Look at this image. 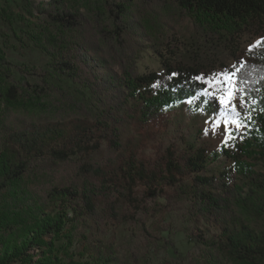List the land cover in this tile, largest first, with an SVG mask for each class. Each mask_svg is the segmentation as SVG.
Instances as JSON below:
<instances>
[{
    "label": "trees",
    "instance_id": "1",
    "mask_svg": "<svg viewBox=\"0 0 264 264\" xmlns=\"http://www.w3.org/2000/svg\"><path fill=\"white\" fill-rule=\"evenodd\" d=\"M102 5L107 30L62 0L37 6L20 41L46 69L21 65L16 80L0 48V264H264V0ZM247 33L257 39L241 48ZM145 50L157 70L140 72ZM240 61L249 103L230 148L178 138L144 153L185 102L232 120L213 75ZM61 89L78 117L37 122L12 110Z\"/></svg>",
    "mask_w": 264,
    "mask_h": 264
},
{
    "label": "rangeland",
    "instance_id": "2",
    "mask_svg": "<svg viewBox=\"0 0 264 264\" xmlns=\"http://www.w3.org/2000/svg\"><path fill=\"white\" fill-rule=\"evenodd\" d=\"M50 0H0V48L3 49L6 59L15 69L14 78L19 79L17 68L21 65H27L34 68L46 69L48 58L32 46H27L23 39V32L35 21L37 16L36 8L39 4H45ZM70 7L91 16L96 20L99 29H106L107 20L103 0H62ZM188 22L183 21L176 29H181ZM107 30V29H106ZM16 36V37H14ZM257 38L247 33L240 38L241 48L254 42ZM4 43L9 47L5 48ZM241 55V54H240ZM140 72L157 70L159 67L157 58L148 50L143 51L139 56ZM221 95V94H220ZM219 95V96H220ZM218 96V97H219ZM26 97V96H25ZM217 97V103L224 108ZM28 98V97H27ZM25 99L13 107V112L32 119L37 122L63 121L78 117L81 109L76 105V101L71 90L61 89L50 93L44 100L29 101ZM239 105V100L235 102ZM240 109V108H239ZM171 126L166 133H159L152 140L145 154H150V149L156 145L157 141H163L168 144L178 138L182 143H188L195 148H201L207 152L218 150L222 145L230 148L237 137L242 133V128L237 130L234 126L230 127L231 135L226 139L223 124L225 121H231L221 114L209 115L202 112L190 111L189 103L185 102L170 112ZM218 126L213 129V124ZM207 130V132H206ZM120 233H116L119 239ZM112 238V237H111ZM174 241L177 248L184 255H193L196 249L188 242L184 233L176 232ZM171 258V257H170Z\"/></svg>",
    "mask_w": 264,
    "mask_h": 264
},
{
    "label": "snow or ice",
    "instance_id": "3",
    "mask_svg": "<svg viewBox=\"0 0 264 264\" xmlns=\"http://www.w3.org/2000/svg\"><path fill=\"white\" fill-rule=\"evenodd\" d=\"M260 43L261 41L256 42L257 45ZM249 51H252V47H250ZM244 63V61H240L237 65H233L232 68L213 75V81L219 86V91L222 93L218 97L219 103L226 110L231 111L233 115L231 121H225L223 124L226 139L231 135L229 131L230 127L234 126L239 130L245 126L243 120L238 118L241 116L239 108L244 107L249 103L247 89L242 87V85L246 83V80L240 78V72L242 71L241 65ZM173 75H175V73ZM196 79L200 80L201 78L197 77ZM208 83V81H205V95H211V93L208 92ZM237 99L239 100V105L235 103ZM248 119H251L250 114L248 115ZM217 126L218 125L214 123L213 129Z\"/></svg>",
    "mask_w": 264,
    "mask_h": 264
}]
</instances>
